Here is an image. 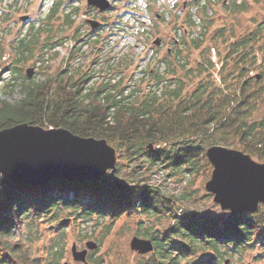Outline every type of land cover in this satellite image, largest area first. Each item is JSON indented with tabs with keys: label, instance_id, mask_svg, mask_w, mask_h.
I'll list each match as a JSON object with an SVG mask.
<instances>
[{
	"label": "trees",
	"instance_id": "trees-1",
	"mask_svg": "<svg viewBox=\"0 0 264 264\" xmlns=\"http://www.w3.org/2000/svg\"><path fill=\"white\" fill-rule=\"evenodd\" d=\"M60 4L51 6L45 20L58 19ZM62 18V25L70 27L74 22L69 12ZM199 22L201 34L192 37L181 32L175 54L163 58L164 69L145 72L136 83L111 82L102 76V66L83 70L68 64L44 80L21 81L23 96L18 101L0 98V129L28 122L63 127L82 137L105 138L130 169L126 188L114 184L115 177H120V165L100 179L51 178L40 184L30 182L36 181L35 176L15 183L0 174V264H65L68 226L59 218L63 208L86 219L92 215L138 216L136 233L150 238L153 250L136 252L131 264H227L234 254L241 261L248 248L264 249L263 204L254 211L231 214L228 210L227 215L196 205L198 212L192 217L194 212H187L185 205L197 191L192 180L181 193L152 181L159 172L179 182L199 177L205 166L211 168L206 149L214 144L242 150L264 162V21L228 44L219 57V79L209 53H204L205 40L211 39V23ZM39 29L31 38L18 41L17 62L35 58L31 44L39 43ZM213 35L224 40L223 27ZM52 37L39 43L41 48ZM71 38L75 45L69 59L81 50L79 29ZM63 39L57 38L52 46ZM190 48L200 51L194 64ZM210 48L205 46L207 51ZM96 62L94 58L91 64ZM97 75L99 80L90 84ZM193 78L196 83L191 86ZM149 143L155 147L152 152L146 149ZM205 195L213 197L208 191ZM44 236L50 237L46 261L31 250ZM86 261L131 262L107 252Z\"/></svg>",
	"mask_w": 264,
	"mask_h": 264
},
{
	"label": "rangeland",
	"instance_id": "rangeland-1",
	"mask_svg": "<svg viewBox=\"0 0 264 264\" xmlns=\"http://www.w3.org/2000/svg\"><path fill=\"white\" fill-rule=\"evenodd\" d=\"M57 1L61 2L55 15L58 19L45 20L47 12ZM111 1L112 8L101 12L92 6L87 7L86 0H6L5 6L0 8V98L10 102L18 101L23 96L19 86L21 81H27L28 79L44 80L48 76H53L58 70L62 71L68 64L71 68L81 66L83 70L87 66H92L96 70L101 69L102 66V76L105 79L111 80V82L122 79V85L127 84L128 80L131 83L138 82L146 73L151 71V68L159 71L163 69V66L156 63L158 55L155 54L153 49H150L149 45L152 43V38L162 37L166 39V36L171 38L173 32L176 33L177 30L173 29L174 21L171 20L175 0ZM157 8L161 10L165 19V22H160L158 26L153 16L150 15ZM216 8L217 12L213 11V13L211 9H203V13L200 12L199 14L197 12L195 24L191 26V30L189 29V34L192 37L201 34L202 29L199 27V19L204 13H208V17L204 21L211 23L208 30L212 33L211 39L207 38L205 40L204 53H209L211 60L214 62L215 77L219 79L216 74L222 64L219 57L226 53L228 44L234 38L241 37L255 28L257 23L264 21V0L249 1V6L238 12H227L219 6ZM68 12L71 13L74 20L70 27L61 23L62 15ZM87 18L96 19L105 24L100 30L93 31L86 22ZM38 21L40 23L47 22V24L39 25ZM175 22L177 23V21ZM31 26L32 28H30ZM39 26L42 27L41 30L39 29L40 33H38L39 37L37 38L39 43H43L45 39L48 40V35H53L52 40H49L43 48L39 43L36 46L31 44L35 58L17 62L18 41L22 38H26V40L31 38ZM220 27H223L224 40L215 38L213 35L214 30ZM76 29L80 31L81 50L76 57L69 59L70 49L75 45L71 37ZM57 38L65 39L62 43L52 46ZM96 39L100 40L94 43ZM208 45L211 46L210 51L205 49V46ZM190 49L192 50L191 63L194 64V60L200 57V51ZM159 51L163 52L164 49ZM94 58L97 62L93 66L91 61ZM9 64H13L12 67L5 70ZM28 68L33 69L30 77L26 73ZM146 78L148 79V77ZM96 80H99V78H92L89 83L91 84ZM11 82L13 85H11ZM146 83L144 81L143 85L145 86ZM195 83L196 79L193 78L191 86ZM116 165H120V177L126 180V173L130 171L127 162L123 158L119 159L117 157ZM210 165V169H207L206 166L203 168L199 177L192 178L191 176L186 181L179 182L176 177L164 176L162 172L153 174L152 181L166 184L171 192L181 193L188 186L189 180H192L193 190L197 191L193 194V198L185 204L188 209L187 212L196 213L198 212L197 206H199L212 212L219 210L220 213L227 215L228 210L221 209L219 204L213 202L212 197L205 195L207 191L204 185L213 169L211 162ZM162 176L165 177V181H163ZM59 218L68 226L65 255L67 261H64L65 264L66 262L81 264L82 262L76 261L72 257V245H75L76 251H81L86 248L88 241L94 242L96 246L87 250L86 258L105 255V252H107L127 257L131 264L137 256V253L130 248L132 237L147 238L136 233L139 225L137 224L138 216L136 215L132 218L128 215H122L115 219L92 215L91 218L86 219L81 214L75 215L71 209L63 208L59 212ZM49 239V236L41 237L32 245L31 250L35 252L40 260H47L45 256L48 248L46 242ZM239 257V254L228 257L227 264H264V249L261 246L248 248L241 256V261ZM104 264L109 263L105 262Z\"/></svg>",
	"mask_w": 264,
	"mask_h": 264
},
{
	"label": "water",
	"instance_id": "water-1",
	"mask_svg": "<svg viewBox=\"0 0 264 264\" xmlns=\"http://www.w3.org/2000/svg\"><path fill=\"white\" fill-rule=\"evenodd\" d=\"M87 7L105 11L110 8L109 0H86ZM24 19V18H21ZM92 29L100 22L87 19ZM33 69L26 70L30 77ZM147 151L155 148L152 143ZM206 155L213 169L205 182V190L213 195V202L231 214L244 210H256L264 205V162L256 161L242 150L214 144L206 149ZM115 147L105 138L82 137L63 127H48L20 122L0 129V174L15 183H25L35 176L32 184H40L51 178L70 180L100 179L108 170L116 169ZM117 187L126 188L129 183L122 177H115ZM195 216V213L191 215ZM96 244L86 243V248L76 251L72 245V257L86 261L88 249ZM130 248L145 254L153 250L150 238L133 236Z\"/></svg>",
	"mask_w": 264,
	"mask_h": 264
},
{
	"label": "flooded vegetation",
	"instance_id": "flooded-vegetation-1",
	"mask_svg": "<svg viewBox=\"0 0 264 264\" xmlns=\"http://www.w3.org/2000/svg\"><path fill=\"white\" fill-rule=\"evenodd\" d=\"M249 1L254 2L256 0H175V3L173 4L174 11L172 12L171 20L174 21L173 29L177 30L176 33L173 32L174 34L171 35V38L170 36H166V39L162 37H157L154 39L152 38V43L149 45L150 49H153L155 51V54L158 55V58H156V63L163 66V69H164L163 58H165L166 55L175 54V48L178 46L180 42L179 34H181V32L182 33L184 32V34H187L189 32V29L191 30V26L195 24L197 12L198 14L200 12L203 13L202 12L203 9H211L212 13L213 11L217 12V8H216L217 6L226 10L227 12H234V11L238 12L239 10H243L247 8L249 6ZM109 2H110V8H112V1L109 0ZM158 9L159 8H157L153 14H150L155 19L157 26L158 24H160V22H165V19L163 17L161 10H158ZM206 17H208V13H204L200 17L199 21L200 20L204 21ZM87 19H86V22H87ZM175 21H177L178 24ZM87 24L90 26L88 22ZM104 24L105 23L101 21L99 26L93 29V31L100 30V28ZM96 40L99 41L100 39H96ZM160 49H164V51L161 52L159 51ZM158 61H160V63ZM152 71L153 69L151 68V71L149 72H152ZM97 77L98 76H95L94 78H97Z\"/></svg>",
	"mask_w": 264,
	"mask_h": 264
},
{
	"label": "built area",
	"instance_id": "built-area-1",
	"mask_svg": "<svg viewBox=\"0 0 264 264\" xmlns=\"http://www.w3.org/2000/svg\"><path fill=\"white\" fill-rule=\"evenodd\" d=\"M0 4H1L2 6H5V4H6V0H0Z\"/></svg>",
	"mask_w": 264,
	"mask_h": 264
}]
</instances>
